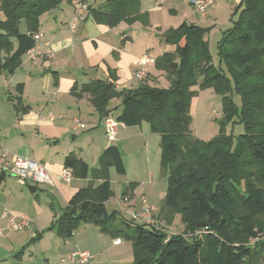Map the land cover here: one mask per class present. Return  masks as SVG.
I'll return each instance as SVG.
<instances>
[{"label":"trees","instance_id":"16d2710c","mask_svg":"<svg viewBox=\"0 0 264 264\" xmlns=\"http://www.w3.org/2000/svg\"><path fill=\"white\" fill-rule=\"evenodd\" d=\"M62 1L0 0V71L10 75L20 67L22 57L35 47L33 35L41 15ZM88 14L109 28L121 22L130 24L141 16L139 0H105L89 7ZM232 17V27L222 33L218 53L242 97L240 111L230 99L223 101L225 121L237 116L243 125L235 145L223 136L208 143L200 141L191 130L188 101L195 94L191 88L227 85L223 72L212 74L210 70L213 66L204 39L207 29L198 25L183 22L163 36L166 44L175 46V52L164 53L154 65L167 73L168 88L142 84L134 90H118L112 81L92 80L78 94L89 96L100 121L109 114V103L119 99L117 123L134 127L146 122L160 136V167L166 173L167 187L158 217L172 224L173 215H181L182 232L192 233L191 242L183 234H166L152 225L109 220L106 204L114 193L108 167L113 166L120 175L125 173L121 153L111 145L104 150L99 169L93 171L95 186L78 190L59 217L54 216L49 230L68 239L80 225L96 226L109 238L130 243L132 264L264 263V126L261 133L256 129L257 117L264 120V100L258 101L256 88L247 90L241 84L255 75L264 60V0H241ZM22 22L25 32L19 29ZM15 90V105L22 106L23 85ZM64 164L73 177L87 178L88 165L75 155L69 154ZM136 186L129 185L122 196L133 193ZM29 188L35 192L34 187Z\"/></svg>","mask_w":264,"mask_h":264},{"label":"crops","instance_id":"0c3cea01","mask_svg":"<svg viewBox=\"0 0 264 264\" xmlns=\"http://www.w3.org/2000/svg\"><path fill=\"white\" fill-rule=\"evenodd\" d=\"M73 1L57 6L40 17L39 23L40 20L42 22L37 32L40 35L37 46L22 57L20 67L13 74L0 71V144L9 150L11 155L30 159L46 168L53 185H43L56 189L64 203L62 210L70 198L84 186L80 182L63 184L56 180L66 168L65 158L73 154L87 164L86 157L81 153L82 145L90 146L94 142L93 133H97V130L89 131L88 135H78V133L87 129L86 119L97 120L94 121L93 126L97 123L96 126L104 129L102 122L106 117H110V114H107L100 121V116L89 103V96L86 94L78 96L81 87L92 80H108L112 81L118 90L128 87L132 89L136 82L147 84L145 80L150 76L148 70L154 65V63L147 64L143 68L135 65L142 56L149 57V55L140 57L131 55L134 54L133 47L138 43L135 42L134 36L137 28L129 30L126 23H120L116 28H109L96 23L87 12L85 18L77 21L75 28L71 29L70 24L75 17ZM104 1L93 0L92 7ZM154 1L157 6L166 0ZM173 1L185 4L184 0ZM140 2L142 6V1ZM240 2L241 0H214V6L205 20L217 27L220 24V16L223 15L229 18L225 22H231L232 12ZM84 3L88 8L90 7L86 0ZM156 6L154 5V8ZM188 8L190 14L188 12L187 20L194 18L197 21L184 22L203 25L204 23H199L202 18L193 12L191 6ZM143 11L148 12L144 9ZM221 11L223 13H220ZM61 18L64 19L63 23H58ZM47 51L51 52V58L36 55ZM81 59H85L86 62L79 67L78 63ZM140 69L147 72L143 81L134 78V74ZM19 84L23 85V92L20 95L22 106L15 105L13 100L16 99L15 88ZM78 124H84L85 127L79 128ZM132 129L134 128L116 122V134L113 140L117 142L120 140V135ZM107 144L103 145L101 150L106 149L109 146ZM2 177L0 228L3 229V233L0 235V264H66L62 261L65 256L80 251H88L94 257L90 264H125L120 259L125 254V249L131 251L129 242L120 239L121 245L115 246L114 239H108L106 234L90 224L78 226L72 237L62 239L54 231L49 230L52 222L51 213L49 217L45 215L40 218L39 215L44 213H40V206L35 208L31 204L33 202L30 201L29 195L7 189L12 179L17 182L16 178L12 175ZM18 184L28 186L27 183V185ZM36 189L34 187L35 193ZM130 196L131 205L137 208L138 204L136 206L133 203L134 194ZM51 205L54 209L53 204ZM12 216L17 219L26 216L32 222L24 230L13 231L8 228ZM37 235H39L37 243L29 242V239ZM47 240L51 241L52 247L45 250L44 244ZM108 253L110 254L107 259L100 260ZM111 253L114 254L116 261H112L113 257H109Z\"/></svg>","mask_w":264,"mask_h":264},{"label":"rangeland","instance_id":"374dc122","mask_svg":"<svg viewBox=\"0 0 264 264\" xmlns=\"http://www.w3.org/2000/svg\"><path fill=\"white\" fill-rule=\"evenodd\" d=\"M86 1L90 7L93 6V0ZM141 1L142 6L139 0L140 11L142 9L140 12V20H136L128 24L129 30H134V28H137V32L134 34V36L136 39L135 42L137 41L138 43L133 47L132 53L134 54L131 55H138V57H140L141 55L148 54L149 57L153 59V61H156V59L162 56L164 53L175 52V46L166 44L164 41L163 36L166 31L171 28L176 29L184 21L197 20L194 18H189V20H187L188 12L190 14L189 8L187 9V7L190 6L188 0H184L187 7L184 3L180 1L175 2L173 0L162 1L157 6L154 0ZM62 4H68V1L63 0L58 6L60 7ZM154 5L156 6L155 8ZM143 9L148 12H144ZM220 13H223V11ZM44 14H42L41 17ZM1 16L2 12L0 10V17ZM197 16L202 18V21L199 23H204L201 26L204 27V29H207L204 39L207 42L210 54L209 65L213 66L210 68V70H212V74L215 73V71L223 72L226 77L227 85L225 88L216 84H211L210 86L202 89H199L198 86L191 88V91H195V94L191 95L188 101V115L191 120V130L193 135L200 141L208 143L217 140L220 136H223L226 141H231L232 144L235 145L237 137L244 132L243 125L240 123L237 116L225 121L223 101L225 98L230 99L235 108L240 111L242 107V97L238 90L235 89L236 83L228 65L224 61L220 60L218 53V44L221 41L222 33L232 27V23L229 21L225 22L229 18L222 15L220 16V24L217 27H214L210 22L207 21V19L205 20V17L199 15ZM233 17L236 18V16ZM63 21L64 19L61 18L58 20V23H63ZM41 22L42 21L40 20L39 26ZM118 25H116L114 28L118 27ZM19 29L21 32L26 30L24 22L20 24ZM85 62V59H81L80 63H78V66L81 67ZM148 73L150 76L147 80H145V82L151 88H168L171 84L167 77V73L162 69L156 68L155 65L152 66V69L148 70ZM200 73L198 79L199 83H201L202 78H204L202 73ZM254 74L255 75L252 77L243 80L241 84L247 90L256 88V90H258V101H263L264 60H262L256 67ZM142 84H144V82H136L132 86V89H129V87L126 89L134 90ZM5 100H7L6 97ZM120 102L121 101L119 99H113L109 104V114L114 121L121 111ZM257 118V133H261L263 132L264 120L263 117L260 116ZM85 121L87 124V129L84 131H79L78 135H84L91 130H97V133H93L94 142L90 144V146L86 144L82 145L81 153H83V155L86 157L89 174L86 179L73 177L71 184L80 182L81 184H84L82 189L91 188L95 181L93 171L99 169L100 161L102 159L101 157L103 156L105 150H101V148L103 145L105 146L107 143H110L107 145L116 146L119 149L125 168V173L120 175L115 171L113 166L108 167L109 180L112 182V189L114 193V196L106 204L109 220H130L120 212L117 204L121 201L122 194L126 191V188L129 185L135 183L137 184L135 188L136 193H134V190L133 193H130L129 195L134 194L133 203L136 205L138 204V200L143 197L148 201L151 207L154 208L156 215V217H154V224L156 225V229H159L166 234H183L185 240L187 242H191L193 238L192 233H190V231H186L185 233L182 232L183 227L181 223V215H173L174 220L172 224L166 223L161 217H158L160 216L159 214L161 213L163 207V200L165 198L167 187L166 173L160 167V136L157 133L151 132L149 124L143 122L140 126L128 127L134 129H132L130 132L127 131L120 135V140H117L116 142L113 140L114 138L111 140L107 136L104 129L96 126L98 125L97 123L93 126L94 121L97 120L86 119ZM87 137L88 136H86V138ZM14 182H16L15 179H12V181L7 185V189L15 190V192H22L27 196L29 195L30 201L33 202L31 204L35 208L40 206V213H44L39 215L40 218H43L45 215H48L49 217L50 213L52 216V221L55 219L54 216L59 217L64 203L57 194L55 188L47 187L43 184H36L31 181H27L28 186H20L17 182L16 184H14ZM30 186L37 188L36 193L31 191L29 188ZM51 204H53L54 209H52ZM31 240L32 239H29V242H31ZM37 241L38 239H33V243H37ZM51 247V241H45V250L51 249ZM109 254L110 253L106 254L100 260L107 259ZM113 256L114 254L111 253L109 257ZM112 261H116L114 260V257ZM120 261L125 264H132V250L129 251L128 249H125V254L121 257Z\"/></svg>","mask_w":264,"mask_h":264},{"label":"built area","instance_id":"2783aa9c","mask_svg":"<svg viewBox=\"0 0 264 264\" xmlns=\"http://www.w3.org/2000/svg\"><path fill=\"white\" fill-rule=\"evenodd\" d=\"M193 12L199 16L206 17L209 11L214 6L213 0H188ZM73 8L75 10V17L73 23L70 24V28L74 29L77 21L83 20L85 14L88 12V6L80 1H73ZM35 41V47L39 43L40 35L37 33L33 35ZM34 47V48H35ZM37 56L51 58L50 51L45 53H37ZM154 61L148 56H142L135 65L143 68L147 64H153ZM146 77V73L143 69L138 70L134 74V78L137 81H143ZM104 130L107 136L112 140L115 137L116 121L109 116L102 122ZM79 128H84V124H78ZM0 175H12L16 178L17 182L21 185H25L27 181H31L36 184H48L53 185V181L47 172L46 168L35 161L30 159L11 155L10 151L0 144ZM73 178L72 170L64 168L62 172L56 177V180L63 184H69ZM132 198L130 195L122 196L121 201L117 204L120 212L128 217L133 222L139 224L152 225L156 228L155 222V210L147 203V200L141 197L138 200V207L135 208L131 205ZM137 206V205H136ZM32 220L26 216L16 218L10 217L8 228L13 231H21L28 228ZM3 233V229L0 228V235ZM199 234V232H197ZM120 239L113 240L115 246L121 245ZM93 256L86 251L75 252L65 256L62 260L66 264H90L93 260Z\"/></svg>","mask_w":264,"mask_h":264}]
</instances>
